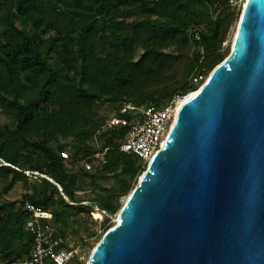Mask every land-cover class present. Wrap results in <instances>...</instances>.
<instances>
[{
  "label": "trees",
  "instance_id": "trees-1",
  "mask_svg": "<svg viewBox=\"0 0 264 264\" xmlns=\"http://www.w3.org/2000/svg\"><path fill=\"white\" fill-rule=\"evenodd\" d=\"M237 1L0 0V198L23 192L0 200V264L31 248L22 202L50 212L66 243L84 239L81 226L95 239L88 261L147 168L120 152L127 129L109 119L123 104L161 109L202 85L230 54ZM102 152L105 163L85 171Z\"/></svg>",
  "mask_w": 264,
  "mask_h": 264
},
{
  "label": "water",
  "instance_id": "water-1",
  "mask_svg": "<svg viewBox=\"0 0 264 264\" xmlns=\"http://www.w3.org/2000/svg\"><path fill=\"white\" fill-rule=\"evenodd\" d=\"M190 92L86 264H264V0Z\"/></svg>",
  "mask_w": 264,
  "mask_h": 264
},
{
  "label": "built area",
  "instance_id": "built-area-1",
  "mask_svg": "<svg viewBox=\"0 0 264 264\" xmlns=\"http://www.w3.org/2000/svg\"><path fill=\"white\" fill-rule=\"evenodd\" d=\"M240 1L232 4L239 6ZM202 80L203 75L193 77L192 82L197 84ZM180 99L182 98H172L161 109L154 107L136 108L132 104H123L117 115H112L107 123L108 127L120 126L127 129V137L119 147L120 152L135 154L148 163L161 148L167 130L174 120ZM125 116L129 118H125ZM70 151V145H65L60 152L61 158L67 160ZM94 163L101 165L105 163L103 152L86 158L84 170L90 171ZM58 189L61 192L59 187ZM21 209L30 215L25 224V229L31 234L33 242L25 257L9 264H69L73 259L79 261L83 259L87 239L69 240L66 243L63 239L56 237L55 228L48 225L47 222L52 219L50 212L38 209L28 202H22ZM96 211L98 212L97 209ZM98 217L99 215L93 214L94 219Z\"/></svg>",
  "mask_w": 264,
  "mask_h": 264
},
{
  "label": "rangeland",
  "instance_id": "rangeland-1",
  "mask_svg": "<svg viewBox=\"0 0 264 264\" xmlns=\"http://www.w3.org/2000/svg\"><path fill=\"white\" fill-rule=\"evenodd\" d=\"M59 83H60V94H61V96L64 98V99H68L69 98V96H68V94L66 93V91H64V84H63V79H62V77L59 79ZM0 110H1V108H0ZM22 194H23V192H22V189H20L19 187H16V189H14L13 191H11L9 194H7L6 196H4L3 198H0V200H7V201H9V202H19V201H21L22 200ZM125 200V199H124ZM117 216V215H116ZM115 220H116V217H113V218H111V221L112 222H115ZM98 222V224L97 225H95V226H98L99 225V223L101 222V221H97ZM78 228H81V235H82V237L84 238V239H87V242H86V249H85V255H84V257H83V259H81L80 261L81 262H87V257H88V254H89V246L92 244V242H94V238H90V235L89 234H87V232L86 231H84L83 230V228L81 227V226H79ZM98 228V227H97ZM98 234H100V231H98L97 232ZM68 237L72 240V241H76L77 240V238H75L74 236H72V234L70 235H68Z\"/></svg>",
  "mask_w": 264,
  "mask_h": 264
},
{
  "label": "bare ground",
  "instance_id": "bare-ground-1",
  "mask_svg": "<svg viewBox=\"0 0 264 264\" xmlns=\"http://www.w3.org/2000/svg\"><path fill=\"white\" fill-rule=\"evenodd\" d=\"M192 93L193 92H190V93H188L185 97H183L182 99H180V101L178 102V105H177V107H176V111H175V114H176V112L179 110V108H180V106H182V104L185 102V100L187 99V98H189L191 95H192ZM172 124V123H171ZM168 131H169V129L167 130V133H168ZM167 133H166V135H167ZM166 135H165V137H166ZM165 139V138H164ZM164 141V140H163Z\"/></svg>",
  "mask_w": 264,
  "mask_h": 264
},
{
  "label": "clouds",
  "instance_id": "clouds-1",
  "mask_svg": "<svg viewBox=\"0 0 264 264\" xmlns=\"http://www.w3.org/2000/svg\"><path fill=\"white\" fill-rule=\"evenodd\" d=\"M206 80V79H205Z\"/></svg>",
  "mask_w": 264,
  "mask_h": 264
}]
</instances>
